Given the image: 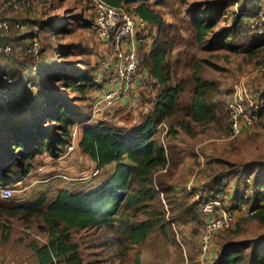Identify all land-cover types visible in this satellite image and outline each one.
Returning a JSON list of instances; mask_svg holds the SVG:
<instances>
[{
	"label": "rangeland",
	"instance_id": "obj_1",
	"mask_svg": "<svg viewBox=\"0 0 264 264\" xmlns=\"http://www.w3.org/2000/svg\"><path fill=\"white\" fill-rule=\"evenodd\" d=\"M14 1L19 0H0V18L13 23L25 21L27 31L23 34L0 31V42L12 45L9 55H0V70L2 74L17 71L21 76L10 83L11 87L31 80L28 84L34 82L38 91L89 118L88 126L105 121L129 129L145 120L147 115L140 108L154 104L162 89L149 75L145 58L138 91L135 86L111 106L103 102L108 87L99 81L98 66L104 50L92 27L89 0H28L21 2L18 10L12 7ZM146 4L161 18L163 27L159 30L157 25L150 24L142 36L140 52L143 56L148 54L156 39L169 42L166 52L170 84L182 88L175 113L158 125L155 133V140L167 151L169 165L167 171L157 174V170L152 177L153 199L122 207L116 220L105 226L70 230V242L76 247L81 264H135L137 258L141 264H214L212 261L222 246L230 242H248L250 247L245 253L252 257L260 248L259 241L264 239V222L252 214L246 215L255 197V175L264 172V116L232 137L228 102L235 85L241 82L247 89L243 103L247 111H254L264 97V72H260L264 66V44L250 48L264 36V0H186L184 4L176 0H149ZM193 14L215 18V26L202 42L197 41L190 22ZM232 28L234 31L230 32ZM35 35L42 49L36 58L27 53ZM62 65L88 69L95 85L81 93L64 81L38 77L39 67ZM194 74L204 82L203 96L211 118L204 123L191 121L193 134L189 135L178 123L190 120ZM9 92L0 91V98ZM33 99L34 107L22 112L16 121L32 122L30 118L43 102L38 92ZM42 110L41 107L39 112ZM76 125L79 136L70 138L59 158L46 153L39 155L27 177H13L9 185L12 196L0 197V261L4 264H39L29 245L34 242L42 246L48 241L43 220L37 217L25 220L23 211L15 213L16 206L29 204L40 195L52 200L62 189L93 190L112 174L114 165L98 170L96 163L78 147L83 125ZM192 176L193 185L189 184L188 190L186 184ZM217 177L221 179L218 181ZM225 178L227 183H222ZM174 186L181 188V195H171ZM212 201L223 204L235 216V224L217 234L209 253L202 257L199 238L205 222L199 229L191 230L185 229L189 227L184 222L187 218L197 220L199 214H205L201 208ZM170 206L182 211L175 218L186 227H173L167 222ZM145 221L152 231L143 242L136 244L126 235V224ZM7 231L9 238L5 240L3 234Z\"/></svg>",
	"mask_w": 264,
	"mask_h": 264
},
{
	"label": "trees",
	"instance_id": "obj_2",
	"mask_svg": "<svg viewBox=\"0 0 264 264\" xmlns=\"http://www.w3.org/2000/svg\"><path fill=\"white\" fill-rule=\"evenodd\" d=\"M104 1L112 6L131 5L134 11L148 23L157 25L159 30L163 27L161 18L147 6L149 0ZM176 1L181 4L186 2V0ZM2 20L6 19L0 18V21ZM6 21L10 23L11 29L8 32L0 29L3 34L12 32L23 34L27 31L25 21L15 23ZM19 22L25 25L24 30L15 28V24ZM190 22L198 42H202L215 26V18L210 15L206 17L205 14H197V16L193 14ZM233 31L234 28L230 29V32ZM35 40H38L36 35L32 37L27 53L36 58L42 53L41 46L37 56L29 52ZM4 44H9L11 47L7 53L0 52V55L6 56L12 52V45L9 42H0V45ZM263 44L264 36L250 48H257ZM169 45V42H158L156 39L148 54L144 56L145 61L147 59L149 75L162 89L154 101V109L147 114L140 125L131 129H123L105 121L88 126L86 122L89 118H85L61 100L52 98L41 90L38 91L34 82L30 83L32 90L28 89V81L31 80L26 79L11 87L8 80L20 79L19 72L2 74L0 70V91L10 90L0 98V186H9L14 176H20L21 179L27 177L34 160L39 155L46 153L54 159L59 158L70 141L71 128L77 123L83 125L78 143L82 152L96 163L98 170L103 171L114 165L112 174L93 190L70 192L62 189L52 200L40 195L29 204L15 207V213L23 211L22 216L25 220L37 217L44 222L48 241L42 246L34 242L29 245L39 264H81L76 247L70 242V230L105 226L116 220L122 207H133L155 197L151 186L154 182L152 177L168 161L165 147L155 140L156 127L175 113L182 93L181 86L170 84L172 78L166 52ZM37 73L38 77L69 83V88L81 93L87 87L95 85L91 72L86 68L79 69L76 66L68 68L65 65L56 68L39 67ZM194 79L195 90L188 113L190 120L178 123L179 127L189 135L193 134L191 121L204 123L211 118L203 96L204 82L197 74H194ZM34 89L36 92H33ZM37 92L43 99L41 104L43 110L39 112L41 108L39 107L30 118L32 120L30 123L16 121L22 112L34 107L33 97L35 98ZM258 113L260 116L264 114V106L258 110ZM253 182L256 192L251 206V210L255 211L252 217L264 222V172L257 173ZM151 231L152 227L147 221L126 224L125 229L126 235L136 244L143 242ZM8 238L7 231L3 234V239ZM258 244L260 248L256 254L248 257L245 253L250 247L248 242L226 243L213 263L264 264V239ZM135 264H141L140 258L136 259Z\"/></svg>",
	"mask_w": 264,
	"mask_h": 264
},
{
	"label": "built area",
	"instance_id": "obj_3",
	"mask_svg": "<svg viewBox=\"0 0 264 264\" xmlns=\"http://www.w3.org/2000/svg\"><path fill=\"white\" fill-rule=\"evenodd\" d=\"M27 1H15L13 3L14 9H19L21 7L20 3ZM89 2L93 13L92 27L104 50L98 66L101 76L99 81L108 87L103 102L107 106H111L118 97L130 93L137 85L144 61V56L140 52V43L143 42L142 36L150 28V23L141 18L132 6H112L104 0H89ZM15 28L24 30L25 25L19 22L15 24ZM0 29L8 32L11 25L8 21L2 20L0 21ZM10 49L9 44L0 45V52L7 53ZM39 49L40 44L38 40H35L29 52L37 56ZM260 72H264V66L260 68ZM8 82L14 83V80L9 79ZM138 84H140V80ZM28 86V89L31 88L30 84ZM246 97L245 84L242 82L236 84L234 94L228 102L232 116L230 130L232 137L240 135L244 127L252 126L260 116L258 110L264 106V102L261 101L254 111H247L243 104ZM77 128L76 124L72 127L71 140L79 136L80 131ZM11 196L12 190L9 186H0L1 198L9 199ZM222 205L219 201H212L201 208V212L208 216L199 238L202 257L209 253L215 236L231 229L235 224V216L227 208H223ZM254 212L251 210L249 213L246 212V215ZM0 264L4 263L0 261Z\"/></svg>",
	"mask_w": 264,
	"mask_h": 264
},
{
	"label": "crops",
	"instance_id": "obj_4",
	"mask_svg": "<svg viewBox=\"0 0 264 264\" xmlns=\"http://www.w3.org/2000/svg\"><path fill=\"white\" fill-rule=\"evenodd\" d=\"M153 79V81H155V79L154 78H152ZM138 83H139V80H138V82H137V85H138ZM137 85H136V89H137ZM140 88V87H139ZM135 89V90H136ZM137 91H138V89H137ZM134 93H135V91H133ZM126 98V97H125ZM156 100V99H155ZM140 109H142V113L143 114H148L150 111H152L153 109H154V104H148V105H146L145 107H141ZM117 125V124H116ZM135 126H133L132 128H134ZM129 129H131V128H129ZM168 165H169V161H167V163H166V165L164 166V167H162V168H160V169H158V171L156 172L157 174H161V173H163V172H165V171H167V168H168ZM217 178H219V179H217L218 181L221 179L220 177H217ZM194 179V176H192V178L189 180V182L186 184L187 185V189H188V185L189 184H192L193 183V180ZM216 180V181H217ZM222 181V183H227V181H228V178H225V179H222L221 180ZM224 181V182H223ZM101 184V183H100ZM193 185V184H192ZM185 186V185H184ZM190 186V185H189ZM191 187V186H190ZM179 186H174V191H172L171 192V195L173 196H176V195H181V194H179ZM172 188H168V190L170 191ZM181 189V188H180ZM189 190V189H188ZM233 190H234V192L236 191V188H234L233 187ZM190 195V194H189ZM232 197V196H231ZM193 197H192V199H191V203L193 202ZM196 199V198H195ZM191 203H189V204H191ZM189 204L187 205V207H189ZM172 208V212H173V214H172V212L170 211V209ZM170 209L168 208L167 209V214H166V220H167V222H169V224L171 225V226H173V227H176L175 225H179V226H182V225H185L186 223H187V226L189 227V228H187L186 227V225H185V229L186 230H191V229H193V228H197L198 227V229H199V226L200 225H202V223L203 222H205L206 220H207V218H208V216H207V214H199L198 215V218H197V220H194L193 221V219L191 218H187L186 219V221L183 223V221L182 222H180V220H178L177 218H175V214L176 215H179L182 211L181 210H179V211H176L177 209H179L177 206H170ZM171 219H170V218ZM177 219V220H176ZM198 221V222H197ZM203 226V225H202ZM175 229V228H174ZM201 229L202 228H200V231H201ZM212 262H214V261H212ZM211 262V263H212Z\"/></svg>",
	"mask_w": 264,
	"mask_h": 264
}]
</instances>
